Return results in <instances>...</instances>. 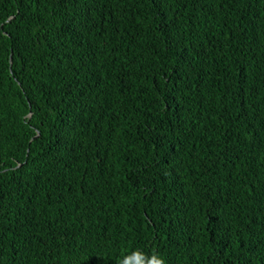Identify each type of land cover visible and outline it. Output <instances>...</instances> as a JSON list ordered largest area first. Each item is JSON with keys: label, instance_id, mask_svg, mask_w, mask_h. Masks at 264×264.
Instances as JSON below:
<instances>
[{"label": "trees", "instance_id": "16d2710c", "mask_svg": "<svg viewBox=\"0 0 264 264\" xmlns=\"http://www.w3.org/2000/svg\"><path fill=\"white\" fill-rule=\"evenodd\" d=\"M0 264H264V0H0Z\"/></svg>", "mask_w": 264, "mask_h": 264}]
</instances>
